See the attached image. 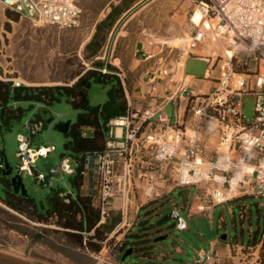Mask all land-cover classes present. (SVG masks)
<instances>
[{
  "label": "built area",
  "instance_id": "obj_1",
  "mask_svg": "<svg viewBox=\"0 0 264 264\" xmlns=\"http://www.w3.org/2000/svg\"><path fill=\"white\" fill-rule=\"evenodd\" d=\"M195 2L186 26L184 50L187 56L209 63V69L198 79L213 84L197 86L191 81L193 76L185 72L177 79L179 63H163L146 81L149 107L130 110L110 121L105 149L87 154L82 170L89 183L85 193L101 209L103 220L117 197L125 200L138 193L142 200L160 196L158 183L162 178L179 187L195 185L200 190L197 197L205 205L201 209L237 196L264 195V0ZM81 3L82 0H0V5L21 17L62 29L81 25ZM197 9L200 22L194 20ZM209 41L219 42L222 52L211 48L201 50L207 51L205 54L199 52ZM226 47L233 48V55L225 54ZM214 68L217 75L212 76ZM248 98L254 102L250 117L245 113ZM43 108L47 109V105L38 102V109ZM46 127L51 128L41 118L29 119L27 131L17 134V156L21 160L18 168L52 185L58 173H79L80 162L64 155L50 167L48 175L37 170L34 165L38 158L56 154L51 143L32 146L33 138ZM3 166L0 163V168ZM60 196L70 202L75 194L61 188ZM232 249L224 257L213 247L201 248L191 264L261 263L260 254H254L252 246L235 243ZM246 251L251 253L248 258L234 260L233 255Z\"/></svg>",
  "mask_w": 264,
  "mask_h": 264
},
{
  "label": "rangeland",
  "instance_id": "obj_2",
  "mask_svg": "<svg viewBox=\"0 0 264 264\" xmlns=\"http://www.w3.org/2000/svg\"><path fill=\"white\" fill-rule=\"evenodd\" d=\"M108 1L85 0L88 6L85 23H81L79 27L67 29L37 23L20 15L18 19H15L8 15V8L0 5V78L16 80L24 84L74 83L92 67V63L84 58L83 51L87 42L92 38L94 21ZM165 4L168 5L170 12L176 16L182 14L185 18L183 22H180V29L175 31L173 36L165 40L166 42L160 47L150 48L146 55H142L145 51L138 52V58H145L149 53L154 54L145 62L144 71H141L140 66L135 70L129 69L136 53L130 48L129 43H125L122 48L113 53L121 60L122 69L118 68V72L121 74L119 77L124 80L127 87L138 85V81L142 80V74H145L149 69L150 72L144 78L146 84L147 78L153 70L163 63L172 62L179 63L177 79H181L185 72L195 75L192 80L199 83L207 82L198 79L210 67L206 60L191 59L187 69L185 67L187 58L194 57L187 56L185 53L184 41L190 14L195 8V0H166ZM174 21L178 23L177 20ZM222 44L226 45V41L223 40ZM209 48L218 51V53L222 52L220 43L212 41H209L206 46H202L199 52L205 54L207 51L201 50ZM210 74L217 75V68H214ZM108 89L109 85H103L93 79L88 87L91 102L93 104L104 102ZM60 97L61 99H57L47 106L49 113L43 117L46 123L47 119L54 118V121L48 124L51 127L50 130L48 127L44 128L34 137L32 143L33 147L50 143L56 147L55 155L51 154L47 158L40 157L34 165L37 170L47 175L50 172V167L56 166L64 155L70 153V150L65 147L66 134L55 129V126L67 121L74 123L78 118V111L74 108L72 101L65 94ZM146 99H149L148 96ZM246 103L245 113L250 117L254 110L253 99L248 98ZM17 106H21L24 113L20 118L12 119L10 126L4 123L0 116V152L6 154L9 164L14 167L15 171L18 170V164L21 163L17 156V134L26 132L27 121L40 118L41 114L36 100L19 101ZM167 110L171 115L172 106H169ZM76 176V173L72 175L58 173L54 176L53 184L50 185L37 180L36 175L24 173L23 183L27 188L28 195L37 202L44 200L47 207L49 194L54 192L52 188L70 189L75 195L78 193L74 184ZM173 188L172 193L164 198H162V192L160 196L142 198V200L138 193L130 195L125 200L121 198L123 203L127 204L126 207L120 204L121 200H118L116 205L113 202L111 216L120 218L121 222L109 234L108 240L102 244L103 247L99 252L81 246L77 242L76 235H70L65 229L56 225L55 218L50 221H36L14 209H11L13 212H10L2 208L7 218L24 223L22 227L27 234L0 226V250L13 253L16 259L38 264H101L103 261L107 262H103L105 264H190L197 251L207 248L209 240L214 238L217 232H220L221 236L228 235L231 238L236 235L239 238L244 237L247 241L250 231L256 233L258 229L260 231L264 229V195L239 196V199L220 204L213 217L189 216L184 205L189 207L192 202L195 204V195L200 190L195 185L179 187L175 183ZM141 205H144V209L132 232H150L148 237L151 238L153 255L148 257L133 252L123 262L118 257L120 242L129 231L125 232L127 225L125 224L123 227L122 223L125 219L129 221L131 218H136V209L142 208ZM176 213L177 215H175ZM220 215L225 217L221 227H219ZM182 220L186 223L185 227H180ZM160 237L162 239L155 241ZM130 240L134 239L131 237ZM261 249L260 264H264V249Z\"/></svg>",
  "mask_w": 264,
  "mask_h": 264
},
{
  "label": "trees",
  "instance_id": "obj_3",
  "mask_svg": "<svg viewBox=\"0 0 264 264\" xmlns=\"http://www.w3.org/2000/svg\"><path fill=\"white\" fill-rule=\"evenodd\" d=\"M134 1L121 0L119 4L112 5L111 12L97 24L96 32L87 42L83 51L84 58L92 63V67L74 83H21L15 85L12 80L0 78V116L3 122L9 126L12 119L20 118L24 113V109L17 106L19 101L36 100L48 106L55 100L61 99L60 96L65 94L78 111L77 121L71 123L68 132L65 133L67 136L65 147L70 150L68 155L80 162V171L74 179L78 193L75 197H70V202H66L60 196L61 189L52 188L54 192L49 194V205L45 212L35 201L24 202L15 199L18 205H15L14 208L36 221H50L55 218L56 225L65 229L70 235H76L77 242L81 246L96 252L102 249V244L108 240L109 234L115 230L121 219L111 216L112 209L110 207L103 220L101 209L93 204L92 197L81 191L84 184L82 170L87 154L101 152L105 149L109 138L110 121L128 114L131 110L122 80L119 77L118 67L101 59L100 56L117 16L129 8ZM7 13L15 19L19 18V14L14 11L8 9ZM93 79L103 85H109L105 101L99 104H93L88 94V83ZM39 117L44 120L41 114ZM239 198L237 196L231 200ZM149 233L147 231L127 232L125 238L120 242V253H124L128 246H131L133 252L152 257ZM131 237L134 239L133 241L130 240ZM262 240L264 249V233Z\"/></svg>",
  "mask_w": 264,
  "mask_h": 264
},
{
  "label": "crops",
  "instance_id": "obj_4",
  "mask_svg": "<svg viewBox=\"0 0 264 264\" xmlns=\"http://www.w3.org/2000/svg\"><path fill=\"white\" fill-rule=\"evenodd\" d=\"M121 2V0H109L105 8H102V12L98 15V17L95 19L93 26H92V32L91 35L96 32V26L97 24L106 18V16L111 12L112 5H117ZM166 0H135L133 4L126 8L122 13H120L115 22L113 23L109 35L107 37V40L102 48V55L100 56L101 59H106L105 61H109L111 64L115 65L118 68H121V60L118 56H114L113 53L122 48L125 43H129V46L131 49L135 50V59L132 60L129 69L135 70L136 68L142 69L141 71H144V67L146 65V61L149 60V57L145 58H138V52L145 51L142 53V55H146L147 51L150 48H158L160 45L164 44L166 42L165 40L171 38L175 31L177 32L180 29V22H183L184 15L173 14L170 12L168 5L165 4ZM82 8H83V16H82V23H85L86 19V11H88V6L85 3V0H82ZM174 20H177L175 23ZM191 59H197V60H203L199 59L197 57H191L187 58L185 62V67L187 69L188 64ZM184 65V62L182 63ZM128 69V70H129ZM138 70V69H137ZM150 72L149 69L146 70L145 74H142V80L138 81L139 84L131 87H127L124 80H122L126 97L128 100V104L131 107V110L136 111H143L144 109L149 107V99H146L145 95V81L144 78L147 76V74ZM144 73V72H143ZM120 74V73H119ZM126 74V73H125ZM195 77V75L190 74ZM198 77V76H196ZM201 77V76H199ZM193 84L197 86H211L213 84L212 81H207L206 83H199L198 81L191 80ZM161 95H163V92L160 89ZM111 129V126H110ZM119 131V129H118ZM110 135V131H109ZM34 141V138H33ZM32 141V143H33ZM88 180H85L84 177V184L81 187V191L85 193L87 188ZM173 182L168 180L167 178L160 179L158 185L160 187V190L162 192V198L170 195L173 191ZM198 194V193H197ZM197 194L195 195L196 203L192 202L190 206L184 205V209L188 210L189 216L192 215H203L208 217H213L216 208L220 204L211 205L208 209H201L204 202L199 200L197 197ZM160 199V198H159ZM158 199V200H159ZM120 201V204H123L124 207L127 206V204L119 197H117L113 202L116 205L117 202ZM224 204V203H221ZM114 206V205H113ZM142 208L136 209V218H131L129 221L125 219L123 221L122 226L124 227L125 224L127 225V228L125 229V232L129 231L132 232L133 229L136 227L139 218L141 217V211L144 209V205H141ZM148 207V206H147ZM146 208V207H145ZM17 212H20L16 210ZM22 213V212H20ZM24 214V213H22ZM26 215V214H24ZM175 217V216H174ZM32 219V218H31ZM225 220V217L223 215L219 216V227H221L222 222ZM184 221V220H183ZM38 224V223H35ZM184 227L186 226V223L184 222ZM264 233V229L262 232L258 229V232L253 233L250 231L249 238L247 241H245L244 237L239 238L237 235L234 237H228L226 235L225 238H222L220 235V232H217L216 236L209 240V246L207 248L213 247L217 249L224 257L229 256L231 254L232 245L235 243H242L245 246H252V249L255 253L261 254L262 251V236ZM123 253H119V259L121 260ZM197 254V253H196ZM195 254V255H196ZM250 252H242L240 255H233L234 260H239L240 258L246 259L250 256ZM153 255V254H152ZM191 264V263H190Z\"/></svg>",
  "mask_w": 264,
  "mask_h": 264
},
{
  "label": "water",
  "instance_id": "obj_5",
  "mask_svg": "<svg viewBox=\"0 0 264 264\" xmlns=\"http://www.w3.org/2000/svg\"><path fill=\"white\" fill-rule=\"evenodd\" d=\"M91 85V82L88 83V87ZM49 113V110L46 108H43L41 110V115L43 117H46ZM54 121V118L51 117L47 119V124L52 123ZM71 126V121L67 122H61L58 123L55 126V129L62 131L64 133H67L69 128ZM0 163H3L4 166L3 168H0V175L1 176H6L9 178L10 183L12 184L13 191L17 194L20 193L21 196H29L27 188L25 184L23 183V172H21L18 168L17 171H15L14 167L11 166L8 162L7 156L4 152H0ZM37 204L40 206L41 210L46 209V204L44 200H41L37 202ZM177 215V213L175 214ZM184 221H181L180 227H184ZM226 235H222V238H225ZM160 238H156L155 241H158ZM133 253V247H128L124 253L122 254L121 261L125 262L126 258ZM0 264H38V263H31L23 260L16 259L12 256L1 254L0 253Z\"/></svg>",
  "mask_w": 264,
  "mask_h": 264
},
{
  "label": "flooded vegetation",
  "instance_id": "obj_6",
  "mask_svg": "<svg viewBox=\"0 0 264 264\" xmlns=\"http://www.w3.org/2000/svg\"><path fill=\"white\" fill-rule=\"evenodd\" d=\"M15 199H17L16 201H18L19 199V201L21 200L24 202H37L31 196H21L20 193H15L13 191V187L9 181V178L0 175V226L10 230L22 232L23 234H27L26 230L22 227L24 225L23 222L12 221L11 219L5 216V213L2 210V208H5L10 212H13L11 209L16 210L14 207L15 205H18V202H15ZM45 210L43 211L45 212ZM22 219L25 221H29L26 218Z\"/></svg>",
  "mask_w": 264,
  "mask_h": 264
},
{
  "label": "bare ground",
  "instance_id": "obj_7",
  "mask_svg": "<svg viewBox=\"0 0 264 264\" xmlns=\"http://www.w3.org/2000/svg\"><path fill=\"white\" fill-rule=\"evenodd\" d=\"M194 20L196 22H200L201 21V13H200V10L199 9L196 10V13L194 15ZM225 51H226L225 52L226 55H228V56L233 55V48L232 47L225 48ZM118 132H119V134L121 133V129L120 128H119V131ZM0 253L1 254H5V255H9V256H12V257H15V255H13V253L7 252L6 250L5 251L0 250ZM131 264H136V263H131Z\"/></svg>",
  "mask_w": 264,
  "mask_h": 264
}]
</instances>
